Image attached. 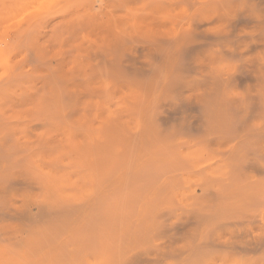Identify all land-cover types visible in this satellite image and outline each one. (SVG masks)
I'll use <instances>...</instances> for the list:
<instances>
[{"label":"bare ground","instance_id":"1","mask_svg":"<svg viewBox=\"0 0 264 264\" xmlns=\"http://www.w3.org/2000/svg\"><path fill=\"white\" fill-rule=\"evenodd\" d=\"M133 1L0 104V264H264V0Z\"/></svg>","mask_w":264,"mask_h":264},{"label":"rangeland","instance_id":"2","mask_svg":"<svg viewBox=\"0 0 264 264\" xmlns=\"http://www.w3.org/2000/svg\"><path fill=\"white\" fill-rule=\"evenodd\" d=\"M103 3L104 0H0V104L38 100L50 80L53 86L70 91L75 45L88 38L93 13ZM124 25L139 38L161 23L143 22L139 17L136 22L125 18ZM51 69L56 71L49 79L45 73ZM184 77L187 80L194 75ZM13 188L10 192H15Z\"/></svg>","mask_w":264,"mask_h":264}]
</instances>
